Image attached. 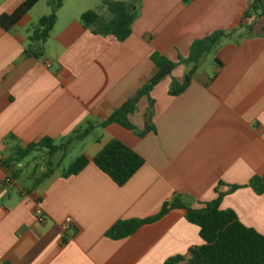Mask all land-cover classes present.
<instances>
[{
  "label": "crops",
  "instance_id": "obj_1",
  "mask_svg": "<svg viewBox=\"0 0 264 264\" xmlns=\"http://www.w3.org/2000/svg\"><path fill=\"white\" fill-rule=\"evenodd\" d=\"M24 1L0 0V16ZM50 1L41 0L12 29L0 24V154L7 159L16 144L46 137L59 143L92 122V133L74 142L81 143L78 156L92 159L117 139L145 163L123 186L92 162L65 177L70 165L64 168L63 160L42 179L46 166L38 177L28 163L38 152L19 164L17 177L0 164V264H166L203 244L185 209L172 208L123 239L107 231L120 220L158 214L177 194L200 207L218 197L217 188L220 208L264 235V192L248 186L264 177V21L256 20L252 32L240 27L254 0H116L137 12L124 41L85 28L80 16L88 9L75 4V11L65 12L64 0L43 56L27 55L34 26L52 11ZM219 30L231 36L214 49L210 66L202 57L182 93L171 96L169 89L173 78L183 80L184 64L151 91L152 112L148 98L140 99L129 115L136 130L102 126L155 73L153 54L177 61L195 40ZM179 69L183 77H174ZM150 125L155 131L140 136ZM36 198L45 224L35 214ZM68 217L74 224L64 232Z\"/></svg>",
  "mask_w": 264,
  "mask_h": 264
},
{
  "label": "trees",
  "instance_id": "obj_2",
  "mask_svg": "<svg viewBox=\"0 0 264 264\" xmlns=\"http://www.w3.org/2000/svg\"><path fill=\"white\" fill-rule=\"evenodd\" d=\"M41 0H26L13 13L0 16V24L7 30L15 27L21 19L27 15ZM100 5L96 9L84 11L80 16L81 24L94 33L109 35L118 41L126 40L132 32V25L137 17L136 10H132L127 1L99 0ZM138 1V0H136ZM189 3L192 0H181ZM64 0H51L50 14L42 17L38 24L34 26L30 42L26 49L27 55L42 57L45 46L50 38L53 27L57 20V12L63 6ZM258 18L264 19V1L254 0L250 3L241 16L240 27L248 32L254 29L255 21ZM231 33L223 30L214 32L202 39L195 40L187 56L179 54L178 60L173 61L166 57H158L153 54L156 64L155 73L141 86L133 95L101 124L107 126L118 124L129 130H136L129 118V115L138 110V103L144 96L148 98L147 110L153 111L155 100L151 97V91L165 77L172 76L177 66L184 64L189 66L183 80L179 82L175 78L169 89L171 96L182 93L191 83L196 74L201 59L205 54L213 51L219 43L230 37ZM94 123L87 122L84 127L74 130L70 135L63 138L59 143L53 138L46 137L38 142H33L27 146L16 144L12 154L5 159L4 167L12 172L13 177H17L15 171L19 164L27 159L34 152L46 151L49 158L46 163V172L42 179L53 175L56 167H59L66 158L71 145L77 140H83L94 130ZM155 131V127L150 125L139 133L140 136ZM11 142L15 138H10ZM61 155L60 161L55 162L56 154ZM90 162L94 163L102 172L107 174L117 185H125L136 172L144 165L145 159L132 148L113 139L92 159L86 155L78 156L73 163L64 170L63 175L70 177L81 172ZM248 186L255 192H264V177H253ZM240 186H232V190ZM218 197L207 203H202L200 207H194L186 202L182 195L177 194L172 200L164 202L160 212L147 218L124 219L116 222L108 231L107 236L114 239H123L131 236L139 227L147 223H153L172 208H183L186 210L188 222L198 226L199 235L203 241L202 245L190 249L188 256H174L166 261V264H264V235L254 228L244 225L233 210H223L220 208V201L223 193L217 188ZM4 264H12L6 262Z\"/></svg>",
  "mask_w": 264,
  "mask_h": 264
},
{
  "label": "rangeland",
  "instance_id": "obj_3",
  "mask_svg": "<svg viewBox=\"0 0 264 264\" xmlns=\"http://www.w3.org/2000/svg\"><path fill=\"white\" fill-rule=\"evenodd\" d=\"M67 7L65 9V12H72L75 11V4H79L82 7H86V9H96V7H98L100 5V1L99 0H65ZM44 4V3H43ZM264 21L263 18H258L257 19V25L262 24V22ZM215 51L213 50L210 53L205 54V56L202 59V63L205 67H208L211 65V63L213 62V57L215 55ZM183 68H185L183 66ZM182 75V76H179ZM183 72L181 69H179L178 71H176L174 73V77H183ZM81 151V143L80 142H76L74 143L69 151L68 154L66 156V158L64 159L63 162V167L67 168L69 165H71L73 163V161L75 160V158L79 155ZM60 157V153L55 155V159H58ZM49 156L47 154L46 151H39L38 154L33 157L28 163L33 164V166L35 167V171L36 173H38V177L41 175V171L40 168L42 166H46L47 160H48ZM20 182L22 184L28 185L30 184V181L28 178H21Z\"/></svg>",
  "mask_w": 264,
  "mask_h": 264
},
{
  "label": "built area",
  "instance_id": "obj_4",
  "mask_svg": "<svg viewBox=\"0 0 264 264\" xmlns=\"http://www.w3.org/2000/svg\"><path fill=\"white\" fill-rule=\"evenodd\" d=\"M5 161V157L3 154H0V164H3ZM7 182L11 183L13 181V177L10 175L6 179ZM35 214L38 218V221L41 224H45L47 222V215L46 212L41 204V201L39 198H36V207H35ZM74 222L71 217H68L65 219L63 223V230L66 232L68 229H70L73 226Z\"/></svg>",
  "mask_w": 264,
  "mask_h": 264
},
{
  "label": "water",
  "instance_id": "obj_5",
  "mask_svg": "<svg viewBox=\"0 0 264 264\" xmlns=\"http://www.w3.org/2000/svg\"><path fill=\"white\" fill-rule=\"evenodd\" d=\"M130 6L132 7V9H133V5L132 4H130ZM134 10V9H133Z\"/></svg>",
  "mask_w": 264,
  "mask_h": 264
}]
</instances>
